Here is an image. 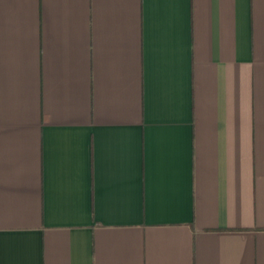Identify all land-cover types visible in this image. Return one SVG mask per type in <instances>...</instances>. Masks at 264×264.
<instances>
[{
    "label": "crops",
    "instance_id": "1",
    "mask_svg": "<svg viewBox=\"0 0 264 264\" xmlns=\"http://www.w3.org/2000/svg\"><path fill=\"white\" fill-rule=\"evenodd\" d=\"M0 264H264V0H0Z\"/></svg>",
    "mask_w": 264,
    "mask_h": 264
}]
</instances>
